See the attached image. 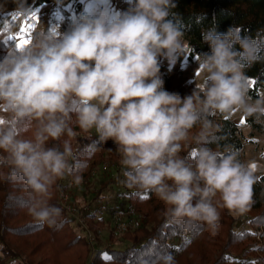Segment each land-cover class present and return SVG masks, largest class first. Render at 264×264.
Returning a JSON list of instances; mask_svg holds the SVG:
<instances>
[{
    "label": "clouds",
    "instance_id": "clouds-1",
    "mask_svg": "<svg viewBox=\"0 0 264 264\" xmlns=\"http://www.w3.org/2000/svg\"><path fill=\"white\" fill-rule=\"evenodd\" d=\"M11 2L21 18L33 12L28 0ZM127 2L128 9L114 17L102 4L91 12L86 6L67 31L38 28L26 46L9 49L0 60V168L9 169L6 181L23 185L27 199L21 206L33 221L56 228L62 209L49 203L53 185L86 164L69 140L63 150L47 145L73 136L75 116L82 131H95L93 150L109 140L117 145L123 183L158 196L169 206V223L194 234L203 222L214 231L218 207L238 214L248 210L255 178L237 151L203 146L213 128L208 117L239 111L264 118V96L252 100L245 71L264 61V40L241 35V26L225 33L215 27L202 31L210 46L198 60L203 80L181 96L165 90L160 76L161 60L171 69L189 47L183 26L170 18L176 0ZM198 123L195 139L201 146L194 160L181 157V142ZM25 125L30 138L18 131ZM150 264H176V259L161 253Z\"/></svg>",
    "mask_w": 264,
    "mask_h": 264
},
{
    "label": "trees",
    "instance_id": "trees-1",
    "mask_svg": "<svg viewBox=\"0 0 264 264\" xmlns=\"http://www.w3.org/2000/svg\"><path fill=\"white\" fill-rule=\"evenodd\" d=\"M31 8L37 9L43 5H50L51 11L57 10L61 6H67L74 0H29ZM177 6L172 9L170 18L178 21L184 29L185 40H187L189 47L186 50L187 59L197 58L203 53H210V46L202 41V31L215 27L218 33H225L230 26H241V35H248L252 37H259L264 40V0H176ZM199 18V22H198ZM239 48V45H236ZM13 49L8 47L4 41L0 39V60L7 54L8 50ZM264 55V51L261 52ZM246 75L250 78L251 86L249 87V96L254 101L259 98V90L264 89V61L256 62L251 67L246 68ZM160 76L164 81L165 90L171 92L174 78L168 73L167 69L160 64ZM179 76L178 74L175 75ZM187 88V87H186ZM191 87V91H193ZM213 122V128L209 130V143L203 145L213 149L214 151L223 152L225 147H230L233 151L238 152V159L242 150V141L238 132L237 125L232 121L223 118L222 115L216 114L209 116ZM243 123L247 125L252 131L256 133H264V118L259 121L255 117L243 116ZM34 130V129H33ZM201 125L196 124L189 132V137L186 141H182V149L179 153L181 157L194 160V150L201 145L197 144L195 137L199 134ZM18 131L30 138L31 131L27 130V126H22ZM78 139L75 136H62L59 141L48 142V147H59L63 150V141L69 140L73 151L78 159L86 164V167L75 173L73 176H68L75 180L78 175L81 181L87 177L86 170L99 164L103 156V145H96L93 150V142L97 139L96 135H87ZM9 171L8 168H0V264H11L13 260L17 264H31L29 257H23L20 248H25L22 244L23 238L31 237L36 233L45 232L46 237L40 241L32 251L35 253L40 250L41 246L52 244L55 249V254H63L73 249L77 244L85 245L87 241L74 233L71 227V220L67 218L62 212L61 222L56 228L41 227L36 224L31 217H24L27 213L22 208V202L27 199V193L20 183H14L5 180V175ZM67 177V176H66ZM58 179L52 188V198L49 203L61 206L56 201V193L59 186L67 181V178ZM171 183V181H169ZM66 186V184H64ZM108 186V182H104L96 191L92 199L93 202L98 201L103 191ZM156 195L152 192L136 189L134 193L127 195L128 202H142L145 199H150ZM219 200V199H218ZM217 201H213L217 204ZM164 203V202H163ZM125 203L121 202L120 207ZM95 205V204H94ZM252 208L258 210V213L250 219L249 224L253 231L235 230L233 219L230 217L227 208L218 207L219 221L217 226L226 235V244L223 246L221 252L213 264H223L227 260L235 259L237 255L231 252V245L236 241H241L251 235L258 237L260 242L254 244V248L258 251L264 252V173L260 174L258 179L253 184V196L250 204ZM168 205L164 203V210L156 216L151 215L149 228H137L134 231L124 233V238L129 242L123 250H99L96 252L94 262H103L102 254L105 253L111 257V260L118 264H143L144 261L150 262L161 253H168L172 251L174 240L180 242L179 247L185 246L186 232L182 227L176 223H169L166 215ZM62 209V208H61ZM62 211H64L62 209ZM99 208H94L87 216L91 222L96 217V212ZM67 214V213H65ZM97 222H102L97 219ZM204 227L203 222L197 224V231L193 234L197 235ZM19 239L20 243L11 246L9 240ZM221 240L222 239L221 237ZM222 246L223 244H219ZM17 246V247H16ZM247 249V248H245ZM244 251L243 257L240 260H247V254ZM32 255V252L30 253ZM52 256L54 253L51 254ZM91 263V264H92ZM44 264H51L50 257H46Z\"/></svg>",
    "mask_w": 264,
    "mask_h": 264
},
{
    "label": "rangeland",
    "instance_id": "rangeland-1",
    "mask_svg": "<svg viewBox=\"0 0 264 264\" xmlns=\"http://www.w3.org/2000/svg\"><path fill=\"white\" fill-rule=\"evenodd\" d=\"M28 4L30 5L29 0ZM97 4H102L106 7L112 17L126 11L129 7L127 0H74L67 6H61L55 11H51L50 5L32 9L39 16L37 21L35 19L28 20L27 16L13 19L16 15L13 11L15 5L11 0H0V5H3V7H0V39L8 47L16 48L19 42L17 37L31 38L33 32L38 28L60 32L67 31L74 16L78 17L85 13L86 6L88 11L91 12ZM27 25H31V27H27ZM26 27L27 31H22ZM9 37H12V39H9ZM161 65L167 69L175 80L173 81L171 92H177L181 96L190 95L192 93L191 87L196 88L203 80V75L199 74L198 71V59L192 58L188 60L187 53L184 57H180L171 69L167 60L162 59ZM177 74L179 76L176 77L175 75ZM251 84V81H249L250 86ZM261 96H264V89L259 90V97ZM222 116L237 125L242 141L239 160L250 166L255 180H257L259 175L264 173V133H256L245 125L243 123L244 115L239 111ZM3 122V117L0 116V123ZM70 126L73 128V136L78 139L88 137L87 135H96L94 130L91 132L82 131L75 124V116L72 117ZM102 145V159L99 164L86 170L87 177L77 183L76 180L67 176V181L59 186L56 193V201L64 210L62 211L64 215H67V218L71 220L70 223L74 233L84 238L87 243L85 245L79 243L73 249L60 255L55 254L56 248L52 244L42 245L40 250L34 253L32 251L33 247L46 237L45 232L36 233L21 240L25 248H20V250L23 253V257H29L28 260L31 264H44L46 257H50L51 264H91L96 252L99 250H123L129 245V242L124 238V233L130 232L129 234H131L137 228H149L151 215L156 216L161 210H164V203L158 196L145 199L142 202H128L127 195L134 193L137 188H128L123 183L124 167L121 164L122 155L112 140ZM68 181L73 182V184L66 189L64 184ZM104 182H108V186L98 201L93 202L95 205L91 204L96 191ZM218 199L219 196L217 195L213 201ZM121 202L125 203L122 207H120ZM68 205L73 208L69 213L66 209ZM94 208H99V211L96 212V217L90 225L87 215ZM228 213L233 219L236 231H253L249 221L258 213V210L249 206L248 210L243 214L230 212L229 210ZM23 216L30 217L27 213H24ZM30 219L33 220L32 218ZM97 219H101L102 222H97ZM221 237L224 240H221ZM9 241L11 246L14 247L20 243L19 239ZM185 242L183 248L179 247L180 242L176 240L172 243L171 253L175 256L176 264H213L219 256L221 248L225 247L227 243L226 235L219 226L213 231L205 223L203 229L195 236L193 233L186 232ZM257 242H260L259 238L253 235L234 242L231 245V252L235 255L239 251L242 252L235 259L227 260L223 264H264V252L258 251L253 247ZM220 243L223 245L220 246ZM244 249L247 254V260L242 261L240 257H243ZM31 252L32 255L30 254ZM52 253H54L53 256L51 255ZM104 255L105 253L102 254V259ZM92 264L118 263L113 262L111 259H103L101 263L94 262Z\"/></svg>",
    "mask_w": 264,
    "mask_h": 264
},
{
    "label": "snow or ice",
    "instance_id": "snow-or-ice-1",
    "mask_svg": "<svg viewBox=\"0 0 264 264\" xmlns=\"http://www.w3.org/2000/svg\"><path fill=\"white\" fill-rule=\"evenodd\" d=\"M17 17H19L17 14L13 17V19H16ZM27 19L28 20H32V19H35V20H39V16L37 15L36 12H32L31 14H29L27 16ZM27 27H31V25H27ZM27 27L25 29H22V31H27ZM9 39H12V37H9ZM18 39V43L16 45V48L19 49V48H22L24 46H26L29 42H30V37L29 38H24V37H17ZM254 167V166H253ZM103 259L105 260H110L111 257L107 256V254L104 255Z\"/></svg>",
    "mask_w": 264,
    "mask_h": 264
},
{
    "label": "built area",
    "instance_id": "built-area-1",
    "mask_svg": "<svg viewBox=\"0 0 264 264\" xmlns=\"http://www.w3.org/2000/svg\"><path fill=\"white\" fill-rule=\"evenodd\" d=\"M69 181H71V180H69ZM69 181H68V182H69ZM68 182L66 183V186H65L66 189L68 188V186H71V185L73 184V182H69V183H68ZM65 201H66V200H65ZM63 204H64V203H63ZM64 206H65V205H64ZM66 209L68 210V213H69V212L72 211L73 208H72L70 205H68V206H66ZM122 226H123V225H122ZM123 228H124V227H123ZM124 229H125V228H124Z\"/></svg>",
    "mask_w": 264,
    "mask_h": 264
}]
</instances>
